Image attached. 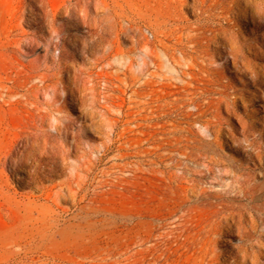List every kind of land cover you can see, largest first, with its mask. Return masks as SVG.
I'll list each match as a JSON object with an SVG mask.
<instances>
[{
  "label": "rangeland",
  "instance_id": "rangeland-1",
  "mask_svg": "<svg viewBox=\"0 0 264 264\" xmlns=\"http://www.w3.org/2000/svg\"><path fill=\"white\" fill-rule=\"evenodd\" d=\"M0 264H264V0H0Z\"/></svg>",
  "mask_w": 264,
  "mask_h": 264
},
{
  "label": "bare ground",
  "instance_id": "bare-ground-1",
  "mask_svg": "<svg viewBox=\"0 0 264 264\" xmlns=\"http://www.w3.org/2000/svg\"><path fill=\"white\" fill-rule=\"evenodd\" d=\"M247 5V4H246Z\"/></svg>",
  "mask_w": 264,
  "mask_h": 264
}]
</instances>
